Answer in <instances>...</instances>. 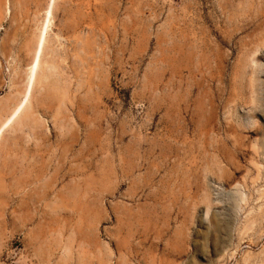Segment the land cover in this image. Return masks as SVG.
<instances>
[{"label":"rangeland","instance_id":"rangeland-1","mask_svg":"<svg viewBox=\"0 0 264 264\" xmlns=\"http://www.w3.org/2000/svg\"><path fill=\"white\" fill-rule=\"evenodd\" d=\"M46 26L0 264H264V0H0V124Z\"/></svg>","mask_w":264,"mask_h":264},{"label":"bare ground","instance_id":"bare-ground-1","mask_svg":"<svg viewBox=\"0 0 264 264\" xmlns=\"http://www.w3.org/2000/svg\"><path fill=\"white\" fill-rule=\"evenodd\" d=\"M8 10V9H7ZM6 10V11H7ZM49 15L51 16V11L49 12L48 14V17ZM50 18V17H49ZM47 22L49 23L50 20H47ZM46 34H47V26L42 30L41 34H40V37L38 39V43H37V47L35 49V52H34V56H33V61L29 67V71L27 73V88H26V91H25V99H21L19 100L14 106V108L12 109L11 113L9 114L8 117H6V119L0 124V136L1 134H3V132L5 130H7V128L9 126H11V124L26 110V108L28 107V103H29V92L34 83V80L37 76V73H38V68L40 66V60H41V55H42V52L44 50V44H45V40H46ZM254 60V59H252ZM252 60H249V61H245L241 68H242V71L243 73L245 74V70H246V67L248 66L247 64L252 61ZM256 65V64H255ZM257 67V65H256ZM240 68V70H241ZM5 99V98H4ZM4 103V102H3ZM2 107V106H1ZM5 107V106H3Z\"/></svg>","mask_w":264,"mask_h":264}]
</instances>
